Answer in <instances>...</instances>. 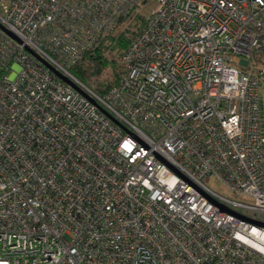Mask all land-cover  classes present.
Wrapping results in <instances>:
<instances>
[{"label":"built area","instance_id":"2783aa9c","mask_svg":"<svg viewBox=\"0 0 264 264\" xmlns=\"http://www.w3.org/2000/svg\"><path fill=\"white\" fill-rule=\"evenodd\" d=\"M262 86L264 0H0V264H264Z\"/></svg>","mask_w":264,"mask_h":264},{"label":"rangeland","instance_id":"374dc122","mask_svg":"<svg viewBox=\"0 0 264 264\" xmlns=\"http://www.w3.org/2000/svg\"><path fill=\"white\" fill-rule=\"evenodd\" d=\"M141 13L140 15H137L135 17H132L128 20H126L125 22H123L117 29L116 31L112 34V35H118L121 32H124L125 37H130V40L132 39V37L137 33V31L139 30L143 20H144V16L147 14L148 12V7H141ZM104 55L112 62L105 67L104 69H102L101 73L98 75H93L91 77H89V79H87L86 84L91 87L93 90H102L103 87L110 83H112L116 76H117V72H119V57L121 55L122 50L119 49L118 47L115 46L114 43L111 42V40L106 39L104 42ZM259 67V64L256 63L255 67L252 70H257ZM260 94L262 95V97H264V87L262 86V88L260 89ZM262 111H263V116H264V100L262 103ZM263 128H264V119H263ZM206 183L212 187L213 189H215L216 191L225 194L226 191L225 189L222 187V185L215 181V180H206Z\"/></svg>","mask_w":264,"mask_h":264},{"label":"trees","instance_id":"16d2710c","mask_svg":"<svg viewBox=\"0 0 264 264\" xmlns=\"http://www.w3.org/2000/svg\"><path fill=\"white\" fill-rule=\"evenodd\" d=\"M106 39L111 40V42L114 43L115 46L121 49L122 51L127 47L128 43L130 42V37H125L124 32H121L118 35H109L105 38L100 39L92 49L88 50L83 55L80 61L75 63L69 69V71L82 83L86 84L87 79H89V77L100 74L102 69L107 67L110 63L112 64V62L104 55V50L106 47H104L103 42ZM119 69L120 70L119 72H117V76L112 83L106 85V87L104 86L102 90L98 89L94 91L98 94H101L109 86H111L121 74V65H119Z\"/></svg>","mask_w":264,"mask_h":264},{"label":"water","instance_id":"95a60500","mask_svg":"<svg viewBox=\"0 0 264 264\" xmlns=\"http://www.w3.org/2000/svg\"><path fill=\"white\" fill-rule=\"evenodd\" d=\"M43 63L50 69L52 70L59 78H61L64 82L72 85L74 88H76L77 90H79L82 94H84L86 97H88L92 102H94L95 104L96 101L90 97L88 94H86L83 90H81V88L74 83L73 81H71L68 77H66L65 75H63L61 72H59L58 70H56L53 66H51L49 63H47L46 61L43 60ZM97 106L104 112H106L100 105L97 104Z\"/></svg>","mask_w":264,"mask_h":264}]
</instances>
